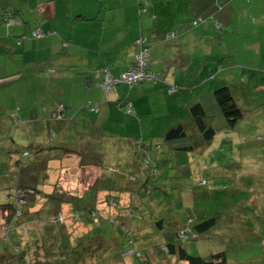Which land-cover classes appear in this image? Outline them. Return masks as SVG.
<instances>
[{"label":"rangeland","instance_id":"1","mask_svg":"<svg viewBox=\"0 0 264 264\" xmlns=\"http://www.w3.org/2000/svg\"><path fill=\"white\" fill-rule=\"evenodd\" d=\"M36 1L30 0L29 3V0H0V25L3 12L14 7H23L29 18L33 19L31 9L37 8ZM139 1L141 0H70V3L74 9L77 8L73 12L74 16H77L79 10H86L90 14L94 5L100 6V2L104 8L103 13L117 7L120 14L125 12L136 16L135 23L138 27L139 10L145 9L143 13L147 14L141 16L144 33L158 15L155 8L162 9V13L158 15L161 21L159 27L163 28L168 24L169 30L175 28L177 31L178 24H174L170 18L178 16L181 19L179 27L187 32V36L184 38L183 35L180 42H177L178 35L175 34L171 40L172 43H177V56L190 58L192 64H189L184 80L166 81L178 87L174 95L166 88L169 91L166 96L134 101L137 108L141 107L143 113H140L136 111L133 103L126 105L128 99L126 102L121 100L130 97L131 93L133 95L136 89L133 86L117 85L115 88L121 89V99L117 100L118 96H115L107 103L104 101L101 107L108 108L102 111L106 115L102 118L99 117V112L90 111L85 106L89 98L79 80L77 86H73L74 103L67 108L73 119L48 121L49 113L46 109L38 112L39 106L55 100L65 102L61 97L64 93H55L49 81L44 87L38 85V73L31 69L24 70L21 67L19 71L13 72L22 65L18 60L8 57L10 54L0 53V70L7 66L10 74L2 78L6 82L0 86V118L3 122H0V138H3L0 145L9 150L8 155L24 159L26 157L21 155L25 150H30L28 158L36 165L39 159H35L37 152L32 151L29 146L31 142H42L41 145L45 146L68 141L71 143L67 146L71 149H76V142L77 147L81 149L83 144L82 141H76L77 133L92 130L87 121L94 117L98 119V128L102 127L107 135L106 142L92 140L87 143L94 148H104L107 161L103 176L101 175L95 189L88 187L93 184L98 174L97 168L81 167L76 162L75 152H69V158L62 162L64 170L61 182L68 189L76 190L80 197L75 200L77 205L82 203L85 206H93L94 204L87 201L90 196L99 193L103 201L117 202V205L108 203L104 207L97 203L94 205L98 207L100 224L87 207L76 208L81 225L87 228L82 229V232H88L90 236L88 249L91 253H88L92 259H89L88 264H145L139 260L140 255L145 253L153 257V246L163 242L162 235L157 233L158 220H162L164 228L174 231L187 223L201 221L216 213L218 222L212 229L199 234L192 231L185 239H181L180 242L186 250L192 255H207L214 251L226 250L233 264H264V0H175L178 10L172 7L173 13L169 14H166V0H142L144 3L138 9ZM194 20L200 21L198 25L194 26ZM157 23L158 21L155 24ZM152 66L163 76L159 82L164 81V74L167 76L169 71L166 70L163 59L153 63L150 58L148 67ZM21 70H24L23 73ZM141 84L148 85L144 82L136 87ZM67 85L68 82L63 83L64 88H67ZM224 85L233 88L234 98L243 111V116L233 128L218 130L210 143L196 142V148L193 150L170 149L164 144L161 136L179 114L182 121L189 123V103L197 100L199 95ZM116 93L111 92L109 96ZM129 109L132 111L129 112ZM146 109L150 113H146ZM35 113L39 116L45 115V119L34 122L39 118ZM13 114L18 118L27 119L26 123L21 124V130L18 126L13 130V123L18 120L17 117H11ZM75 117L83 121V126L78 124L79 120L74 119ZM8 125L12 128L7 127ZM22 127L26 129L25 132ZM188 133L194 140L200 137L194 124H189ZM10 136H13L16 143L11 144ZM136 136H144L145 142L149 140L148 143L152 138L154 142L162 144L159 153L156 150L151 152L158 169L157 174L153 176H150L147 160L144 161L145 152L137 146L124 149L128 147L125 139ZM7 140L11 145L9 148L15 149V152L7 148ZM55 150L57 153L60 151ZM128 155V160L122 158ZM4 159L0 154L1 163ZM152 165L155 169L154 164ZM34 169L38 171L40 167L37 165ZM6 170L5 166L0 165V182ZM122 174L126 175L128 189L124 184L118 185L119 176ZM26 181L33 185L37 183L33 179ZM16 182L11 180L3 186L0 184V201L12 200L13 195L9 194H14L16 187L13 186ZM8 186L11 191H3V188ZM111 216L117 222H110L108 218ZM4 218L0 211V237L6 234ZM132 218L135 225L146 224L150 230L134 239L137 245L144 244L143 250L140 251L142 253L138 252L137 247L128 239L130 236L122 228V223H133ZM29 224L34 231H44L37 222ZM153 231L158 237L153 235ZM24 232L20 233L24 236L27 234ZM7 233V240L0 238V250L7 244H11L13 248L20 245L17 238H13L12 228ZM95 236L104 238L98 240ZM100 243H103L102 249L99 248ZM163 248L160 244V249ZM134 254L138 257L137 262L134 261ZM166 256L169 264H188L177 256ZM73 259L60 262L76 264L77 260L75 257ZM150 264L156 263L151 260Z\"/></svg>","mask_w":264,"mask_h":264},{"label":"trees","instance_id":"2","mask_svg":"<svg viewBox=\"0 0 264 264\" xmlns=\"http://www.w3.org/2000/svg\"><path fill=\"white\" fill-rule=\"evenodd\" d=\"M19 12L20 11L18 7L6 9L2 14V23L15 21L18 17L17 15L20 14ZM76 17L86 18L82 15H77ZM199 22L200 21L194 20L193 24L196 26ZM40 28L42 29V35L37 36L36 30ZM49 33L50 31H47L42 27H37L32 30V36L35 38L42 37ZM174 36L175 32L164 33V37L167 38H172ZM140 37H145L146 41L143 43V45H141L136 40L139 48L136 52V58L133 64L119 73H114L109 66H106L103 69V78L99 82V85L104 90L106 95H109L111 92H113L115 87L120 84H126L131 87L138 82L148 81L151 83H157L161 79L159 74L151 71L148 67V61L150 57V43L146 36L141 35L137 39ZM141 46H145L148 49V58L146 59L145 71L155 73L157 78L155 80H137L132 83H117L114 84L110 90L104 89L101 84L107 73L111 72L115 75H120L122 72L137 65V54L139 53ZM31 70L33 71L34 68ZM23 71L24 70H21L22 73ZM168 88L170 89V93L176 92L178 90V87L172 84H170ZM196 99L197 100L191 102L189 105L191 117L189 124H194V126H196L197 134H199L200 137L194 140V138H192V136L188 133L189 124L178 120L172 125L168 126L165 133L161 136L163 138L164 144H167L170 149L174 148L177 150H193L196 148V142L210 143L216 136L218 130H228L233 128L243 116V111L234 98L233 88L228 85L216 88L209 93L201 94ZM119 105L123 106L122 104ZM126 105H131V103L129 102ZM85 106L90 111H99L98 103L91 100H89ZM128 111L130 112L132 110L129 109ZM11 117L18 118V116L15 114L11 115ZM66 118L71 120L73 119V115L67 112L66 104L59 101L55 105V108L48 118V121L62 120ZM26 120L27 119L25 118H18V120L13 123V130L16 128V126H18L20 129L21 124L24 122L26 123ZM38 120L40 121L41 118L35 119L34 122H38ZM1 121L2 119L0 118V122ZM1 123L3 124V122ZM87 124L91 126V129H93L79 131L76 135V141H82L83 146L81 149L77 147L78 144H76V142H74V147L76 146V149H71L68 147L67 145L71 143L68 141L58 143L56 145L52 144L45 146L41 145L42 142H31L29 146L31 147L32 151L37 152L35 159H39L38 162H36V165L34 164V161H30L28 158L30 155V150H25L21 155L26 157V159H24L18 156L15 157L12 154L8 155L7 153L9 150L5 149L4 145H0L1 157L5 158L2 163L0 161V165H3L5 168H7V170L3 172L4 174L1 178L0 184L3 186L6 184V182L10 183L11 180L13 183L17 181L16 185L13 186L16 187L14 194H9L13 195L12 200L7 199L5 201H0V211L5 217L4 220L6 229V234L2 235L0 238L2 240H7V232L12 228L14 230L13 238H17L19 241H17V243H20V245H17L18 247L15 246L14 248L11 244H7L4 246V249L2 248L0 250V264H61L62 262L60 261L69 262L73 259V257H75V260H77L76 264H88L89 259H92V256L88 253V251L91 253V250L88 249V247H90V236H88V232H82V229L85 230L87 228L81 225L82 222L78 216L79 214L77 215L78 212H76V208L87 207L89 213L94 216L98 221V224H100V221L98 220V207L94 205L97 203L100 206L103 205L102 207H104L108 203L117 205V202L112 200L103 201L100 199L101 195L99 194L101 193H99L98 195L90 196L87 201L89 204H94L93 206H85L82 203L77 205L78 202L75 200L79 199L80 197L76 194V190L68 189V187H66L61 182L62 172L64 170V165L62 162L63 160L69 158L67 157L69 152L76 153V162L81 167L97 168L98 174L95 177L93 184H91L88 188L93 187L95 189L101 175L103 176L105 169L104 165L107 161L105 149L94 148L89 143L92 140L105 143L107 135L103 132L102 127L99 126L100 128H98V122L96 118H93L91 121L88 120ZM81 126H83V123ZM7 127L10 128L11 126L8 125ZM48 128L50 129L49 122ZM12 137L13 136H10V140L12 141L11 144L16 143ZM2 139L3 138H0V140ZM150 140L151 141L149 143V140L145 142L144 136H136L134 138L125 139L128 147H125L124 149L127 150L130 148V146H137L139 150L145 152L146 159L144 161L147 160L146 164L150 167V176H153L155 173L157 174L158 169L155 159L151 156V152L156 150V152L159 153V148L162 146V144L159 142H154L152 138H150ZM6 144L7 148L11 147V145L8 143V140ZM54 148L60 151L57 153ZM9 149L11 152L13 150L15 152V149ZM3 153L5 155H3ZM128 157L129 155L123 156L122 158L128 160ZM152 164H154L155 169H153ZM37 165L40 167L38 171L34 169V166ZM17 170H19V172ZM107 178L108 175H106V180ZM28 179H33L37 183L33 185L31 182L26 181ZM118 181V185L122 186V184H124L125 188L128 189L126 186L128 183L126 180V175H120ZM5 189L11 191L10 186L4 187L3 191H6ZM108 220L112 223L117 222V220L112 216L111 218H108ZM132 220L134 219L132 218ZM191 220L192 219H190V221ZM32 222H37L40 224L44 231L41 229L34 231V229L31 228V225L29 224ZM217 222L218 213L201 221L187 223L182 228L172 231L164 228L162 220H158L156 223L159 225V231L163 238V242L160 244L164 248L160 249V244H156L153 246V257H151V254L147 256L144 253L140 255L139 260L145 264H150L151 260H154L156 264L157 262L166 264V262H168L166 255H174L179 259L188 262V264H233V260L228 257L226 250L214 251L207 255H192L180 242L181 239H185L189 235L188 233L191 234L192 231L197 232L198 234L205 231L207 232L212 229L217 224ZM122 225L125 233L130 236L128 239L131 240L133 245L137 247L138 252L143 250L144 244L140 243V245H137L134 241L135 237L139 235L137 230H135L133 227L134 224L132 222H125L122 223ZM21 231H25L24 233L27 234L23 236L20 233ZM95 238H98L99 240L104 238V236H95ZM84 245H86L87 250H85L86 247ZM102 245L103 243L99 244L100 249L103 248ZM100 249H98V251ZM86 253H88V256ZM137 260L138 257L136 254H134V261L137 262Z\"/></svg>","mask_w":264,"mask_h":264},{"label":"crops","instance_id":"3","mask_svg":"<svg viewBox=\"0 0 264 264\" xmlns=\"http://www.w3.org/2000/svg\"><path fill=\"white\" fill-rule=\"evenodd\" d=\"M143 3L142 0L139 1L138 9L142 7ZM176 4L178 5L175 0H166V14L173 13L172 7L177 11ZM35 5L37 8L31 9L33 19L29 18L27 12L22 7V9L18 8L20 14L17 15L18 17L15 21L4 22L0 25V53H4V55L10 54L8 57L14 58L15 61L18 60L19 64L22 65L13 72L19 71L22 69L21 67L24 70L34 68L33 71L38 73V85L44 87L46 82L49 81L52 88L54 87L53 91L55 93L62 91L64 94L61 97L64 98V103L66 106L69 104L67 108L74 103L75 93L73 86H77V82L80 80L89 100L92 99L91 101L98 103L99 117L105 118L106 115L102 111L108 107H101L104 101L107 103L109 99L115 96H118L117 100H120L122 94L120 88H115L113 92L117 93L112 96L105 94L99 85V82L103 78V69L109 66L114 73H119L133 64L139 48L136 40L140 35L146 36L150 43L149 59L152 58L153 63L163 59V63L166 64V70L169 71V74L167 76L164 74L165 80L161 82L151 83L144 81L148 85L141 84L138 88L136 85L144 82L136 83L133 85V88L136 89L133 95L131 93L130 97L125 100L122 98V101L126 102L128 99V103H133L136 111L143 113L140 109L141 107L137 108L134 101L146 100L149 97L166 96V92H169L166 88L170 85L166 81L169 79L184 80L187 76L188 68L192 64L190 63V58L184 55L177 56V51L175 50L177 43H172L171 38L164 37L165 32L172 31L178 35L177 42H180L183 35L186 38L187 32L179 27L181 19L178 16L170 18L171 21L175 22L174 24H178L177 31L174 30L175 28L169 30L168 24L163 28L159 27L161 21L158 15L162 13V9L156 10L155 8V12L158 15L152 20L147 32L144 33L142 26L143 18L141 16L147 13H143L142 9L139 10L138 27L135 23L136 16L134 17L131 13L125 12L120 14L117 7L112 11L108 10L103 13L102 2H100V6L95 4L90 14L78 7L84 11L79 10L77 15H82L86 18L74 16L73 12L77 8L74 9L70 0H37ZM157 21L158 23L155 24ZM169 24L171 25V23ZM119 26L122 28L119 29ZM37 27H42L51 33L35 38L32 36V30ZM139 32L140 34L138 35ZM149 69L158 74L153 66L152 68L149 67ZM8 72L7 66L2 67V70H0V80L10 75ZM64 82H68L67 88L63 87ZM122 85L124 87L128 86L126 84ZM174 93L171 94L174 95ZM58 101L55 100V102L45 105L41 104L38 112H41V109H46L50 117ZM178 103H180V100H178ZM145 112L150 113L147 109ZM35 116L39 115L35 113ZM44 116L41 114L39 119H45ZM185 116L187 117L188 115L185 114ZM74 119L78 118L75 117ZM78 120V124L83 123L80 119ZM178 120L182 121L180 114L172 124ZM184 123L189 124L190 120L189 123L188 121ZM22 128L24 131L26 130L24 127ZM133 224V227L139 234L150 231L146 224L135 225L134 220ZM157 233L160 234V231L158 230ZM154 236L158 237L155 233ZM169 262L168 259L167 264Z\"/></svg>","mask_w":264,"mask_h":264},{"label":"built area","instance_id":"4","mask_svg":"<svg viewBox=\"0 0 264 264\" xmlns=\"http://www.w3.org/2000/svg\"><path fill=\"white\" fill-rule=\"evenodd\" d=\"M145 11V9L143 10ZM36 35H42V29L36 30ZM146 41L145 37H140L138 43L143 45ZM138 63L135 67H131L128 70L122 72L120 75H115L111 72L107 73L105 76L102 86L106 90H110L114 84L117 83H132L137 80L152 79L155 80L157 77L153 72L145 71L146 59L148 58V49L145 46H141L139 53L137 54Z\"/></svg>","mask_w":264,"mask_h":264},{"label":"water","instance_id":"5","mask_svg":"<svg viewBox=\"0 0 264 264\" xmlns=\"http://www.w3.org/2000/svg\"><path fill=\"white\" fill-rule=\"evenodd\" d=\"M5 80H0V86H2L3 83H5Z\"/></svg>","mask_w":264,"mask_h":264}]
</instances>
